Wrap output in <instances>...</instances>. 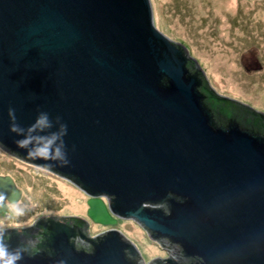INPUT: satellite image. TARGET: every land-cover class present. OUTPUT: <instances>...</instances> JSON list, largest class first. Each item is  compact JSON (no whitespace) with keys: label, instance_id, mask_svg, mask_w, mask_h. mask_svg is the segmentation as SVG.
I'll return each instance as SVG.
<instances>
[{"label":"water","instance_id":"95a60500","mask_svg":"<svg viewBox=\"0 0 264 264\" xmlns=\"http://www.w3.org/2000/svg\"><path fill=\"white\" fill-rule=\"evenodd\" d=\"M251 110L238 118L157 29L155 0H0V147L82 190L94 223L135 220L168 251L144 261L119 231L52 214L1 228L0 260L264 264V114ZM19 198L0 176V212Z\"/></svg>","mask_w":264,"mask_h":264},{"label":"rangeland","instance_id":"374dc122","mask_svg":"<svg viewBox=\"0 0 264 264\" xmlns=\"http://www.w3.org/2000/svg\"><path fill=\"white\" fill-rule=\"evenodd\" d=\"M157 29L182 45L198 62L214 92L264 114V72L239 67L238 56L249 54L264 66V0H155ZM264 71V70H263ZM261 73V74H260ZM0 176L20 192L14 204L0 212V229L25 225L40 215L71 214L85 218L91 234L117 230L140 252L144 261L168 257L135 220L116 219L102 225L88 218L82 190L51 172L16 159L0 147ZM105 204L107 201L102 199ZM22 213L17 215L16 213Z\"/></svg>","mask_w":264,"mask_h":264},{"label":"flooded vegetation","instance_id":"af4514ba","mask_svg":"<svg viewBox=\"0 0 264 264\" xmlns=\"http://www.w3.org/2000/svg\"><path fill=\"white\" fill-rule=\"evenodd\" d=\"M250 48L251 47H246L245 49L249 50ZM245 49H243V50H245ZM243 50L240 51V54L238 56V60H239V64H240L239 67L241 69H243V68L251 69L253 71H256L255 73H257V72L263 73L264 72L263 71L264 66L262 64H259L258 60L256 58H254L253 56H251L249 54L243 55V53H242ZM242 103H243L242 101L238 102V118L251 119L252 116L254 115L251 108L249 106H245ZM254 111H255V113H260L256 110H254ZM261 114H263V113H261ZM263 133H264V131H263ZM78 246L84 247L85 249H89L88 245H85L84 243H82V244L78 243Z\"/></svg>","mask_w":264,"mask_h":264},{"label":"clouds","instance_id":"9594fccd","mask_svg":"<svg viewBox=\"0 0 264 264\" xmlns=\"http://www.w3.org/2000/svg\"><path fill=\"white\" fill-rule=\"evenodd\" d=\"M46 124H47V118L46 117H42L38 121V126H45ZM13 131H18V129L17 128H13ZM28 143H29V141L25 140V141L21 142V146H26ZM51 143H52V141L49 140L44 145L43 148L38 150V153H36V154L47 155L48 147H49V145H51ZM59 155H60V153H59V151H57V156H59ZM16 214L17 215H21L22 213L17 212ZM15 227L19 228V227H21V225L17 224V225H15ZM0 257H9V253L7 251V248L2 243H0ZM21 259H22V257L20 255L13 254L8 259L7 264H18V261L21 260ZM0 264H4V261L0 260Z\"/></svg>","mask_w":264,"mask_h":264},{"label":"bare ground","instance_id":"6f19581e","mask_svg":"<svg viewBox=\"0 0 264 264\" xmlns=\"http://www.w3.org/2000/svg\"><path fill=\"white\" fill-rule=\"evenodd\" d=\"M157 21H159V16L157 15Z\"/></svg>","mask_w":264,"mask_h":264}]
</instances>
